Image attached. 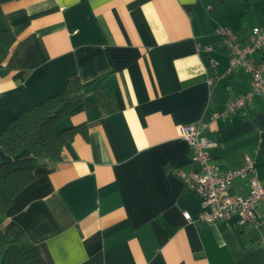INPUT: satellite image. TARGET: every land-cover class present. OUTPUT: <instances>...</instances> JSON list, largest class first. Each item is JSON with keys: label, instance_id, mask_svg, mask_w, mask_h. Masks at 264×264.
<instances>
[{"label": "crops", "instance_id": "obj_1", "mask_svg": "<svg viewBox=\"0 0 264 264\" xmlns=\"http://www.w3.org/2000/svg\"><path fill=\"white\" fill-rule=\"evenodd\" d=\"M220 27L244 42L264 27V0H1L0 30L16 42L0 72V134L71 75L96 89L60 124L85 133L36 169L0 229L24 233L45 264H264V197L257 228L235 218L205 224L200 194L177 176L197 169L179 135L193 126L217 143L222 171L248 156L264 186V94L215 118L250 89L244 69L226 76ZM208 58L217 67L206 71ZM233 188L247 194L248 179Z\"/></svg>", "mask_w": 264, "mask_h": 264}, {"label": "trees", "instance_id": "obj_2", "mask_svg": "<svg viewBox=\"0 0 264 264\" xmlns=\"http://www.w3.org/2000/svg\"><path fill=\"white\" fill-rule=\"evenodd\" d=\"M1 1V0H0ZM16 42L9 29L0 30V72ZM96 88L78 76L68 78L64 90L30 106L0 134V147L7 158L0 162V216H6L15 198L34 181L37 168L61 159L64 145L83 126L60 128L61 122L85 109ZM0 264H45L38 245L13 228L0 229Z\"/></svg>", "mask_w": 264, "mask_h": 264}, {"label": "built area", "instance_id": "obj_3", "mask_svg": "<svg viewBox=\"0 0 264 264\" xmlns=\"http://www.w3.org/2000/svg\"><path fill=\"white\" fill-rule=\"evenodd\" d=\"M215 36L219 39L229 55V66L226 76H233L235 71L242 68L250 75L248 92L230 98L224 110L215 118H226L237 114L253 102L255 97L264 94V62L257 55L264 49V27L250 29L247 39L239 40L238 34L228 27L216 29ZM200 54L212 51L211 46L198 47ZM217 62L208 58L206 71L216 68ZM215 79L209 77V85ZM180 137L187 141L191 148V162L197 169L185 172L178 171L177 176L188 189L196 190L201 196V213L199 221L205 224L236 219L239 227L252 225L258 227L260 215L258 205L264 197V186L255 173L254 162L245 156L235 168L222 171L212 161V152L218 147L217 143L205 138L200 127L181 126ZM248 179L249 192L242 194L235 191L233 181ZM190 219L189 214H185Z\"/></svg>", "mask_w": 264, "mask_h": 264}, {"label": "rangeland", "instance_id": "obj_4", "mask_svg": "<svg viewBox=\"0 0 264 264\" xmlns=\"http://www.w3.org/2000/svg\"><path fill=\"white\" fill-rule=\"evenodd\" d=\"M60 128H63V126L61 125Z\"/></svg>", "mask_w": 264, "mask_h": 264}]
</instances>
